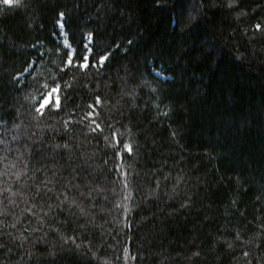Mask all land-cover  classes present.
<instances>
[{
  "label": "trees",
  "instance_id": "trees-1",
  "mask_svg": "<svg viewBox=\"0 0 264 264\" xmlns=\"http://www.w3.org/2000/svg\"><path fill=\"white\" fill-rule=\"evenodd\" d=\"M14 2L0 1V264H127V247L134 264H264V0ZM60 13L108 59L66 65ZM51 87L60 107L42 114Z\"/></svg>",
  "mask_w": 264,
  "mask_h": 264
},
{
  "label": "rangeland",
  "instance_id": "rangeland-1",
  "mask_svg": "<svg viewBox=\"0 0 264 264\" xmlns=\"http://www.w3.org/2000/svg\"><path fill=\"white\" fill-rule=\"evenodd\" d=\"M59 34H60V39H61V41L59 42V44H60V49H62L63 47H62V43L66 46V47H70V45L72 46V48L74 49V52L76 53V57H77V59H79L80 57H79V54L81 53V52H83L84 51V49L87 47V45H86V38H87V33L85 32L84 33V35H83V40H81V43H78V42H76V41H73L72 40V38H71V35H70V33H69V31H68V33H63V32H61V31H59ZM68 38V39H67ZM69 43H70V45H69ZM95 44V43H94ZM95 46V45H94ZM95 48V47H94ZM64 49V48H63ZM93 52L95 53V56H93L91 59L92 60H97L96 59V57H98V56H100V54H97L96 53V51H95V49L93 50ZM66 61H67V57L70 55V53H68V52H66ZM67 65V64H66ZM65 65V66H66ZM73 65H75L76 66V64H75V61H74V63H73ZM64 67V66H63ZM81 68V70H85L83 67H80ZM93 68H95V69H98V68H96V67H93ZM87 70V69H86ZM23 76H22V74L21 75H18V77L17 78H22ZM58 82H60V81H57V80H55V82L54 83H52V84H56V83H58ZM51 85V84H50ZM56 97H58V95H57V93H56V91L55 92H53V94H52V99H56ZM40 102H43V100H40ZM92 110H96V113L94 114V115H91V116H89L88 118H87V123H88V126L89 127H91V129L93 128V130H101V123H100V116H99V113H100V110L99 109H97L94 105H91V107H90ZM113 145L116 147V150H117V154H118V156H119V160H120V162L121 163H123V161H122V159H123V153H124V151H126V152H128V153H131V151H132V147H131V151H129L128 150V147L129 146H131V143H130V140H124L123 141V143H122V146H121V142H120V139H119V137H118V133L115 131L114 132V134H113ZM124 164V163H123ZM126 172V171H125ZM125 174V173H124ZM123 173H122V177H123V180H124V178H126L127 177V175L125 176ZM125 222V221H124ZM126 224V223H125ZM124 259H125V262L128 264V262H132V264H134L133 263V261H135L134 260V257H132V254H131V252H130V248L129 247H127L126 249H125V254H124Z\"/></svg>",
  "mask_w": 264,
  "mask_h": 264
},
{
  "label": "snow or ice",
  "instance_id": "snow-or-ice-1",
  "mask_svg": "<svg viewBox=\"0 0 264 264\" xmlns=\"http://www.w3.org/2000/svg\"><path fill=\"white\" fill-rule=\"evenodd\" d=\"M4 2L8 4V3H11L12 0H4ZM60 15H63V13H60ZM255 27L257 29H260L261 25L257 24ZM93 56H95V53L93 52V50L91 48H85L84 51L79 54V57H80L79 59H77L76 53L74 52L72 55H69L67 57L66 63L69 67H71L75 61V64L77 67H83L86 69L87 67H89L91 58ZM96 59L98 60V62H104L108 59V57L106 55H100L96 57ZM55 91H57V89H52L51 91L46 92L44 96L42 97L43 102L37 101V109H36L37 111H40L43 114V111L46 108H50L53 104H55L57 108L60 107L59 97H56V99H52V94ZM89 115L91 116L93 114L90 113ZM16 139H17L16 137H13V140H16ZM40 140H41V137L37 136L36 141H40ZM57 147H62V146L57 145ZM41 150L43 149L41 148ZM128 150L131 151V146L128 147Z\"/></svg>",
  "mask_w": 264,
  "mask_h": 264
}]
</instances>
